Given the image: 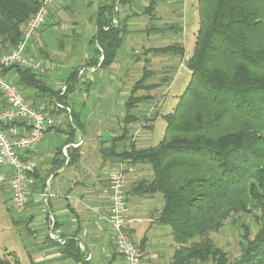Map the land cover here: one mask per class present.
I'll list each match as a JSON object with an SVG mask.
<instances>
[{
    "label": "trees",
    "instance_id": "1",
    "mask_svg": "<svg viewBox=\"0 0 264 264\" xmlns=\"http://www.w3.org/2000/svg\"><path fill=\"white\" fill-rule=\"evenodd\" d=\"M157 1L149 0L146 15ZM115 3L98 4L93 55L67 75L63 93L48 87L39 72L12 67L3 71L4 76L15 75L20 91L51 98L48 105L67 106L79 71L107 69L117 56L127 26L125 20L114 25ZM40 5L41 0H0L4 53L20 42L23 25ZM197 11L199 26L186 60L190 79L175 108L162 117L166 124L162 139L144 149L131 143L117 150L118 143L127 139L124 129L113 139L108 155L126 165L150 167L151 178L135 182L126 195L162 196L157 222L171 229L177 244L168 264H228L208 234L218 232L226 222L238 224L243 216L253 217L257 231L252 235L246 224L241 225V256L232 264H264V0H197ZM150 52L184 56V49L175 46ZM148 72L143 68V77L130 90L125 127L136 122L131 110L148 100L135 97V92L155 88L143 86ZM89 86L86 83L87 90ZM70 120L78 122L72 109ZM137 248L141 252V245ZM61 254L75 261L79 257L73 242ZM0 264L8 263L0 259Z\"/></svg>",
    "mask_w": 264,
    "mask_h": 264
},
{
    "label": "rangeland",
    "instance_id": "2",
    "mask_svg": "<svg viewBox=\"0 0 264 264\" xmlns=\"http://www.w3.org/2000/svg\"><path fill=\"white\" fill-rule=\"evenodd\" d=\"M63 1L65 0H51L47 5L43 34L41 38L37 37L35 40L37 47L33 50L34 54L32 53L33 59L41 65L42 71L39 73L43 82L56 90H62L65 85L66 74L70 69L68 63L80 66L84 62H80L81 59H87L93 55L95 47L91 43V38L96 30L94 20L97 6L108 3L110 0ZM115 1L116 10L114 9L113 13L118 20L120 17L126 18L124 22L127 26V33L117 50V56L107 69H100L95 73L86 72L82 76V82L90 79L93 84L89 92L81 88V91L76 93V96L80 97L77 99L78 102L75 101L76 96H71H73L74 107L78 109L83 107L82 118L89 123L94 117H100L104 111L102 107L106 113L114 111L113 116L109 117L111 121L109 123L113 125H108L107 129L111 128L113 133L115 125L119 129L124 126L127 136L121 144L118 143V146H125L127 149L128 145L133 143L134 148L144 149L157 145L162 139L166 126L162 117L172 112L189 82L190 72L186 67V60L192 53L199 26L197 0H158L150 15L144 13L149 0ZM171 46L182 47L184 56L180 57L173 52L150 53L152 48ZM0 54L4 52L0 51ZM26 56L32 59L29 53ZM46 58L51 63L54 61L58 64L56 71L48 70L49 65L46 67L47 70L45 69ZM143 68L149 71L143 86L153 85L155 88L135 92V97L147 96L148 100L139 103L131 110L136 117V122L125 127L123 123L125 117L123 115L126 112L125 102L130 95V90L143 77ZM21 93L27 96V90H21ZM32 99L29 100L27 97L28 101L34 103L40 100L49 104L51 98ZM96 106L99 109L94 115L89 109ZM9 197L7 185L0 186V259L8 264H16L17 260L21 264H29V261L35 258L29 248L32 244L29 238L31 234L28 232V225H25L26 222L20 220V216L24 213L18 216L13 208L11 210ZM242 224L249 227L252 235L256 233L257 224L253 217L243 216L238 224L226 222L218 232L208 234L214 245L226 255L228 264L236 262L241 256ZM163 245L165 258L173 255L177 244L172 234ZM162 260L163 264H168L171 258L169 261Z\"/></svg>",
    "mask_w": 264,
    "mask_h": 264
},
{
    "label": "crops",
    "instance_id": "3",
    "mask_svg": "<svg viewBox=\"0 0 264 264\" xmlns=\"http://www.w3.org/2000/svg\"><path fill=\"white\" fill-rule=\"evenodd\" d=\"M119 19L115 17L114 23L117 20L122 22L126 18ZM42 32L43 29L35 35L27 51L32 59L33 50L37 47L35 40L37 37L41 38ZM87 59H81L80 62H84L80 66L68 63L70 69L66 78L72 70L81 68ZM48 65L50 66L48 70L53 72L58 68L57 63L54 61L51 63L46 58L45 69ZM82 76L84 75L78 76L79 82L71 95L76 96L81 88H85L86 92L90 91L92 81L89 79L82 82ZM6 77L12 81H16L14 79L17 78L10 75ZM88 82L90 86L87 90ZM71 95L68 97L67 106L61 105L62 109L56 113L55 126L30 150V154L40 160L32 194L23 211L24 215L20 216V220L28 225L27 229L31 234L29 238L32 244L29 248L35 258L29 261V264H124L123 258L115 248L113 231L107 221L108 180L116 165L120 163V160L108 155V150L113 139L123 134L124 126L119 129L115 125L113 133L111 128L107 129L108 125H113L109 123L111 122L109 117L113 116L114 111L106 113L104 107L100 117H94L92 122H87L82 118L83 107L80 109L74 107ZM27 96L35 98L36 92L27 90ZM79 98L76 96L74 100L78 102ZM71 109L78 120L74 124L70 121ZM98 109L96 106L89 110L95 115ZM118 134L120 135L117 136ZM119 148L120 146L117 150ZM63 149H66L65 155ZM70 157H73V162H70ZM123 165L127 193L135 182L151 178L152 173L147 165L124 163ZM3 171L4 169L0 168V173ZM42 194H47V197L42 198ZM127 197L129 234L137 247L141 245L143 262L163 264L162 259L169 261L172 255L165 258L163 243L171 238V229L157 222L163 204L162 196L128 194ZM9 201L12 210L11 197ZM70 242L74 243L79 255L77 261L64 258L61 254L62 249Z\"/></svg>",
    "mask_w": 264,
    "mask_h": 264
},
{
    "label": "built area",
    "instance_id": "4",
    "mask_svg": "<svg viewBox=\"0 0 264 264\" xmlns=\"http://www.w3.org/2000/svg\"><path fill=\"white\" fill-rule=\"evenodd\" d=\"M51 0H41V5L23 25L22 37L11 51L0 54V186L7 185L12 208L18 215L22 214L32 194L35 184L39 158L30 154L31 148L38 144L55 126L56 113L62 109L56 102L52 105L40 101L27 100L11 79L3 71L12 67L41 72L40 63L28 59L26 52L35 35L45 22L47 5ZM94 73V68L82 69ZM65 87L62 89L64 92ZM29 100L32 97H28ZM33 100V99H32ZM71 121V120H70ZM66 154V149H63ZM109 208L107 221L113 231V240L117 252L124 264H145L140 250L129 234L128 203L125 186V167L118 163L108 180ZM47 194H42L46 198Z\"/></svg>",
    "mask_w": 264,
    "mask_h": 264
}]
</instances>
